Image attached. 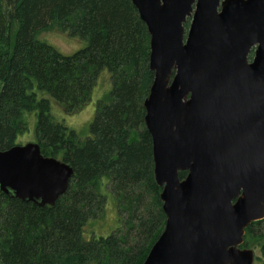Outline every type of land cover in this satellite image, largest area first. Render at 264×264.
Wrapping results in <instances>:
<instances>
[{"label":"trees","instance_id":"trees-1","mask_svg":"<svg viewBox=\"0 0 264 264\" xmlns=\"http://www.w3.org/2000/svg\"><path fill=\"white\" fill-rule=\"evenodd\" d=\"M52 30L86 45L65 54L42 37ZM149 57L148 27L132 0H0V150L16 145L35 113L43 155L75 172L53 206L0 192V264L144 263L167 219L145 124L154 81ZM104 70L113 89L98 101L82 139L55 120L51 100L67 113L83 108ZM186 175L180 172L181 179ZM107 191L116 198L121 227L89 238L87 224L103 211ZM260 222L246 229L241 247H254L250 237Z\"/></svg>","mask_w":264,"mask_h":264},{"label":"water","instance_id":"water-1","mask_svg":"<svg viewBox=\"0 0 264 264\" xmlns=\"http://www.w3.org/2000/svg\"><path fill=\"white\" fill-rule=\"evenodd\" d=\"M132 2L150 34L145 124L167 217L143 264H254L241 245L264 219V0ZM74 173L38 142L0 150V192L39 206Z\"/></svg>","mask_w":264,"mask_h":264},{"label":"rangeland","instance_id":"rangeland-1","mask_svg":"<svg viewBox=\"0 0 264 264\" xmlns=\"http://www.w3.org/2000/svg\"><path fill=\"white\" fill-rule=\"evenodd\" d=\"M42 37L47 38L51 45L65 54L74 53L86 45L84 40L78 37H72L66 32L61 33L57 30L45 32L42 34ZM112 89L113 82L111 73L108 70L101 71L91 98L83 108L72 113H67L60 104L55 100H51L50 112L56 121L64 123L70 129L75 130L82 139H85L90 134V126L96 116L98 101L107 99ZM33 117H35L34 120L32 119ZM37 120L38 118L35 113L34 115H29L27 129L19 134L16 145L38 142L36 134ZM106 195V203L103 211L99 213L100 216L98 215L97 218L91 219L87 224L86 235L89 238L92 237V234L97 237H107L121 227L122 222L116 198L110 191H107ZM253 233L254 237L251 236L250 238L251 241L254 240V247H252L256 255L254 264H264V221L256 225ZM259 235H262L263 238L257 243L256 238Z\"/></svg>","mask_w":264,"mask_h":264},{"label":"flooded vegetation","instance_id":"flooded-vegetation-1","mask_svg":"<svg viewBox=\"0 0 264 264\" xmlns=\"http://www.w3.org/2000/svg\"><path fill=\"white\" fill-rule=\"evenodd\" d=\"M263 221H264V220H262L261 222H263ZM261 222H260V223H261Z\"/></svg>","mask_w":264,"mask_h":264}]
</instances>
